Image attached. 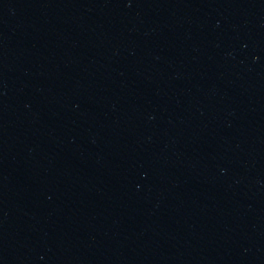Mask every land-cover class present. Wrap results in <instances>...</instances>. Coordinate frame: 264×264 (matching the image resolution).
<instances>
[{
  "label": "water",
  "instance_id": "95a60500",
  "mask_svg": "<svg viewBox=\"0 0 264 264\" xmlns=\"http://www.w3.org/2000/svg\"><path fill=\"white\" fill-rule=\"evenodd\" d=\"M0 264H264V0H0Z\"/></svg>",
  "mask_w": 264,
  "mask_h": 264
}]
</instances>
